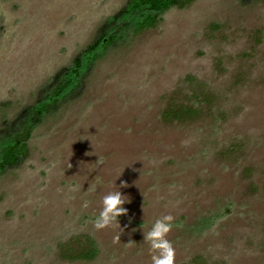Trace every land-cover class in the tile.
<instances>
[{"label": "rangeland", "instance_id": "374dc122", "mask_svg": "<svg viewBox=\"0 0 264 264\" xmlns=\"http://www.w3.org/2000/svg\"><path fill=\"white\" fill-rule=\"evenodd\" d=\"M127 1L0 0V129ZM160 17L109 49L0 175V264H152L144 232L169 214L175 264H264V0H195ZM198 88L213 98L199 117L163 120ZM118 190L128 215L97 230ZM85 237L97 257L66 258Z\"/></svg>", "mask_w": 264, "mask_h": 264}, {"label": "trees", "instance_id": "16d2710c", "mask_svg": "<svg viewBox=\"0 0 264 264\" xmlns=\"http://www.w3.org/2000/svg\"><path fill=\"white\" fill-rule=\"evenodd\" d=\"M195 0H129L114 17L107 19L98 29L94 42L79 53L73 64L59 70L42 86L30 106L22 109L14 121L0 129V175L18 167L28 156V140L36 128L58 113L64 105L78 99L84 89L87 72L104 54L131 32L138 34L154 29L161 21L160 14L169 9L183 10ZM199 89V88H198ZM197 89V90H198ZM195 91V90H194ZM204 90L191 93L185 103L172 101L162 113L166 122L191 121L202 113L203 105L211 103ZM79 249L64 247L62 252L71 260L93 261L99 251L96 242L85 237Z\"/></svg>", "mask_w": 264, "mask_h": 264}, {"label": "clouds", "instance_id": "9594fccd", "mask_svg": "<svg viewBox=\"0 0 264 264\" xmlns=\"http://www.w3.org/2000/svg\"><path fill=\"white\" fill-rule=\"evenodd\" d=\"M103 163L104 161L99 158L97 164L102 165ZM120 187L127 188L128 185L127 183H122ZM88 190L94 191L95 186L91 185ZM130 202L129 197L122 195L119 190L105 195L102 199V210L93 221L94 227L97 230H104L114 224L120 226L118 218L128 215V210L124 207V204ZM84 206H88L87 202ZM174 220L175 218L172 215H164L155 221L151 230L146 233L144 232L145 242L150 245L152 264H175V249L167 238L173 231ZM115 240L121 241L120 236H116ZM133 243H128V245Z\"/></svg>", "mask_w": 264, "mask_h": 264}]
</instances>
